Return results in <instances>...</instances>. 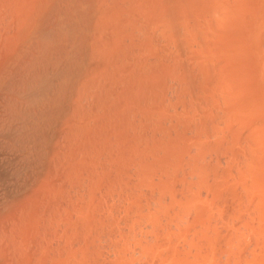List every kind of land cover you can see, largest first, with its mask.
<instances>
[{
	"label": "bare ground",
	"instance_id": "6f19581e",
	"mask_svg": "<svg viewBox=\"0 0 264 264\" xmlns=\"http://www.w3.org/2000/svg\"><path fill=\"white\" fill-rule=\"evenodd\" d=\"M0 264H264V0H0Z\"/></svg>",
	"mask_w": 264,
	"mask_h": 264
},
{
	"label": "rangeland",
	"instance_id": "374dc122",
	"mask_svg": "<svg viewBox=\"0 0 264 264\" xmlns=\"http://www.w3.org/2000/svg\"><path fill=\"white\" fill-rule=\"evenodd\" d=\"M113 216L115 217L114 214H113ZM245 235H246L247 241L250 240V238L252 237V236H249L248 232H246V234L244 233V237H245ZM248 237H250V238H248ZM251 239H252V238H251Z\"/></svg>",
	"mask_w": 264,
	"mask_h": 264
}]
</instances>
